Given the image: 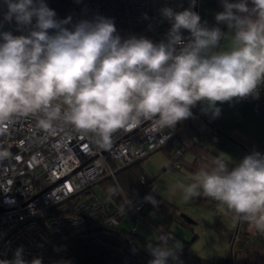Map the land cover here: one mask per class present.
Masks as SVG:
<instances>
[{"label": "clouds", "instance_id": "clouds-1", "mask_svg": "<svg viewBox=\"0 0 264 264\" xmlns=\"http://www.w3.org/2000/svg\"><path fill=\"white\" fill-rule=\"evenodd\" d=\"M250 2L222 0L215 20L228 33L201 23L192 10L195 0L179 12L165 7L161 14L171 27L154 43L144 36L122 38L110 18L72 24L71 17L57 19L44 0H3V20L15 21L22 34L0 31V135L16 118L38 115L44 130L63 121L106 148L117 131L143 120L158 130L173 129L192 117L198 102L218 117L217 102L258 95L264 82V0ZM229 36L224 50L221 41ZM8 155L0 150V159ZM191 180L182 185L185 202L210 197L264 233V154L254 151L231 168L215 156ZM145 199L158 204L152 196ZM148 249L149 264H168L178 260L182 245L161 236ZM0 264H27L23 247ZM31 264L42 262L35 258Z\"/></svg>", "mask_w": 264, "mask_h": 264}, {"label": "built area", "instance_id": "built-area-1", "mask_svg": "<svg viewBox=\"0 0 264 264\" xmlns=\"http://www.w3.org/2000/svg\"><path fill=\"white\" fill-rule=\"evenodd\" d=\"M180 0H44L57 19L71 17L72 24L102 16L114 21L122 38L144 36L154 43L165 39L171 24H162L161 10ZM7 11L0 0V31L20 35L15 21L3 20ZM71 27V24L68 25ZM185 38L189 36L183 30ZM258 95L241 99L264 114V82ZM199 103V102H198ZM197 103V105H198ZM196 106L191 110L195 112ZM38 115L20 116L0 135V150L9 155L0 159V260H13L23 247L27 264L35 258L42 264H60V238L87 242L122 264H149L152 257L135 240L141 222L148 225L143 237L157 232L145 220L146 201L127 194L119 185L121 170L164 149L176 139L179 123L173 129L158 130L143 120L130 130H119L106 148H100L63 121L50 130L38 126ZM183 150L173 157L182 168ZM106 180L117 185L115 193L105 191V200L95 192ZM142 184L151 190L156 184L145 175ZM131 227H126L125 223ZM166 236L171 234L163 230ZM170 232V231H169Z\"/></svg>", "mask_w": 264, "mask_h": 264}, {"label": "rangeland", "instance_id": "rangeland-1", "mask_svg": "<svg viewBox=\"0 0 264 264\" xmlns=\"http://www.w3.org/2000/svg\"><path fill=\"white\" fill-rule=\"evenodd\" d=\"M190 3L191 0H180L171 8L176 12L183 11ZM192 10L194 11V8ZM161 23L170 22L163 17ZM209 142L208 140L206 145ZM223 157L229 161L231 157L240 160L235 154L223 153ZM188 161H191L190 157ZM171 162L170 155L162 149L140 163L142 173L149 179L156 180V194L167 204L166 210L173 207L172 237L180 242L182 249L187 248L186 251L181 250L178 253V260H170L175 264H223L227 261L233 264L240 263L239 259L243 257L247 258L245 264H264V248L260 243L254 244L264 240V237L261 238V232L250 225L246 226L244 222L237 223L232 211L210 197L200 195L185 202L182 185L192 183L191 177L198 171L185 165L181 171L171 169L169 168ZM102 188L96 186L94 192L105 200V191ZM223 214L228 218H223ZM125 224L126 227H131L130 223ZM147 229L148 225L141 222L137 229L138 234L143 236ZM160 231L161 235L154 232L148 238L154 242L160 241L161 236H166L163 230ZM167 232L171 234V230Z\"/></svg>", "mask_w": 264, "mask_h": 264}, {"label": "crops", "instance_id": "crops-1", "mask_svg": "<svg viewBox=\"0 0 264 264\" xmlns=\"http://www.w3.org/2000/svg\"><path fill=\"white\" fill-rule=\"evenodd\" d=\"M249 6L251 7L250 0ZM221 11H223L222 0H199L198 12L201 23L207 22L209 28L219 27L221 31L228 33L227 25L217 24L215 20V15ZM229 44L230 36L221 41L222 49L227 50ZM216 106L220 109L218 117H214L203 104V113L208 116L210 121H206L200 114L191 110L192 117L179 123L176 143L186 151L201 144L224 159L226 158L223 157V153L226 155L235 154L240 158L238 161L231 157L230 162L235 165L244 156L254 151L264 154V114L256 112L251 104L242 103L241 99H233L224 103L217 102ZM208 140L210 141L209 146L206 145ZM189 157L192 160L191 156H187L184 165L191 169Z\"/></svg>", "mask_w": 264, "mask_h": 264}, {"label": "trees", "instance_id": "trees-1", "mask_svg": "<svg viewBox=\"0 0 264 264\" xmlns=\"http://www.w3.org/2000/svg\"><path fill=\"white\" fill-rule=\"evenodd\" d=\"M203 103L199 102L195 112L200 114L206 121H210L208 116L203 113L202 110ZM165 150L170 157L172 158V162L169 165V168L175 169V170H182V168H176L173 157L176 154L178 150H183V157L181 158V163L182 166L186 162L187 156H191L192 160L190 162L191 167L199 171L202 165L205 163H210L212 158L215 156H219L216 153L206 149L203 145H197L194 148H192L190 151H186L183 147H181L178 143H176V139L170 141L168 145L163 149ZM224 159V158H223ZM226 162L229 163V167H234L235 164L224 159ZM143 161V160H141ZM136 162L132 164L129 167L124 168L121 170L117 176L118 182L120 187L127 193V194H137L140 195L141 198H143L146 201V207L144 210V215L146 217V221L153 227L154 230L159 231V230H165V231H170L172 230L173 224V207H171L169 210H166V203L160 199L157 194V188L154 189L153 191L151 190L149 184H142L140 177L141 175H144L142 173V170L140 168V163ZM163 172H165V168L163 169ZM147 177V176H146ZM148 178V177H147ZM149 179V178H148ZM153 183L156 184L155 179H150ZM101 187L107 188V191L115 193L117 190V185L113 180H106L101 184ZM157 187V186H156ZM147 196H152L155 198L156 201H158V204L154 206L152 203L148 202L145 197ZM208 198V197H207ZM152 212V213H148ZM233 213V212H232ZM234 219L239 222H244L246 226H249V223L243 220H239L235 218ZM223 218H228L226 215H222ZM261 238L264 237V233H260ZM135 240L137 241L138 245L146 251L149 255V249L148 245L151 243L153 245L159 244L161 242H154L151 241L149 238H144L143 236L138 235L135 237ZM260 243V245L264 248V240L262 242H255ZM247 245V244H245ZM58 259L60 264H122L117 257L114 255L106 254L104 252H101L99 249L94 247L92 244L87 243V242H81V241H76L70 238H60L59 243H58ZM187 248L182 249L183 251H186ZM250 252V251H249ZM248 252V254H249ZM151 256V255H150ZM247 257V256H246ZM259 257L256 256V258ZM235 258V257H234ZM239 258V256H238ZM247 258H240L239 262L240 263H233V264H245V260ZM253 259V258H252ZM168 264H175L173 263L170 259L168 261ZM211 264V263H210ZM223 264H232L229 261Z\"/></svg>", "mask_w": 264, "mask_h": 264}, {"label": "water", "instance_id": "water-1", "mask_svg": "<svg viewBox=\"0 0 264 264\" xmlns=\"http://www.w3.org/2000/svg\"><path fill=\"white\" fill-rule=\"evenodd\" d=\"M198 4H199V0H195V7H194V11L198 13ZM148 238V237H146Z\"/></svg>", "mask_w": 264, "mask_h": 264}]
</instances>
